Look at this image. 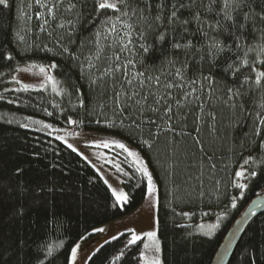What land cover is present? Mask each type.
I'll return each mask as SVG.
<instances>
[{
  "label": "trees",
  "instance_id": "trees-1",
  "mask_svg": "<svg viewBox=\"0 0 264 264\" xmlns=\"http://www.w3.org/2000/svg\"><path fill=\"white\" fill-rule=\"evenodd\" d=\"M72 2L77 8L64 11L68 3L64 0L56 9V19L44 14L36 0H8V7L0 5V264H69L76 244L88 241L95 230L127 216L145 202L147 179L122 149H112L116 161L108 164L121 178L128 197L121 205L96 170L58 137L78 132L117 137L135 146L145 159L157 188L163 264H212L226 233L249 203L264 193V124L260 123L264 119V91L254 85L250 90V84L241 87L244 75L254 79L255 72L245 67L234 77L231 70L226 71L242 52L229 54V59L222 56L213 64L210 57L201 60L199 53L186 56L173 49L171 36L175 33L160 42L156 37L164 29L148 31L149 51L144 53L138 43L135 45L136 58L143 60L138 70L147 67L153 74L174 72L167 65L168 59L176 60L177 67L187 60L189 79L211 75L216 83L211 100L207 91L189 97L188 107L181 109L184 119L179 124L173 121L174 132L162 131L157 137L155 126L151 134L148 126H141V132L131 126L129 112L115 110L112 80L102 76L108 61H94L96 68L89 69L85 59L96 50L94 34L97 29L103 31L105 13L113 17L119 13L97 9L95 0ZM148 2L152 9L145 15L151 19L158 0ZM207 3L203 0V5ZM220 3L217 0L214 6L217 11ZM135 5L145 9V0H135ZM203 5L196 0L193 9H181L182 18L195 11L210 22L222 18L215 12L207 13ZM262 11L264 0H245L243 12L255 16L257 24H264L256 15ZM76 12L80 13L79 23L68 37L67 28L58 25L75 20ZM134 22L137 31L147 30L143 21ZM189 29L195 32L196 24L191 23ZM245 37L249 44L259 43V33L246 32ZM190 38L198 47L205 43L200 33ZM218 38L232 44L227 34ZM110 42L111 37L101 40L102 57L116 51L107 47ZM63 46L72 55L64 53ZM117 54L121 60L128 57L126 52ZM248 58L264 71V64L259 63L264 57L249 52ZM53 62L60 94L16 90L13 77L19 67ZM203 83L207 90V81ZM229 88H238L243 95L230 100ZM195 96L205 104L204 113L215 115V121L201 113ZM200 116L203 118L198 119ZM31 119L47 121L58 131L27 128ZM117 165L122 172L117 171ZM240 171L245 173L243 178L236 175ZM253 171L256 175L250 176ZM239 184L247 187L239 188ZM215 220L220 223L216 234H203L201 224ZM130 238L131 234L125 233L105 243L87 264H142L143 241L129 244ZM49 247L52 256L47 255ZM230 264H264V214L249 225Z\"/></svg>",
  "mask_w": 264,
  "mask_h": 264
},
{
  "label": "snow or ice",
  "instance_id": "snow-or-ice-1",
  "mask_svg": "<svg viewBox=\"0 0 264 264\" xmlns=\"http://www.w3.org/2000/svg\"><path fill=\"white\" fill-rule=\"evenodd\" d=\"M36 2L41 7H48V15H51L53 19H56L55 11L58 6L64 4V0H49L47 5L44 0H36ZM201 4L203 5V0H201ZM216 4L217 0H208L207 5H203L207 13L215 12L216 17H222L215 19L214 22H210L208 19L202 18L199 11L192 12L189 18H182L183 14L181 13V9H193L196 5V0H191L190 3H185L184 0H158L155 5L156 14L151 19L148 15H145L146 10L151 12L152 9V4L148 0H145V9H140L136 6L135 0H95L97 9L111 10L114 13H119V16H107V13H105L107 18L102 21L103 31L97 29L94 34L95 40L93 43L96 50L91 56L85 57V59L87 60L89 69L96 68L94 61H99L102 58L108 61L107 66L103 69L102 76L111 78L114 92L113 102L117 106L115 110H118L121 114L125 111L129 112L128 119L131 120L132 127H137L142 132L143 128L141 126H148L149 133L151 134L152 126H155L157 137L162 131L174 132L173 121L175 120L179 124L184 119L181 109L188 107L189 97L194 96L198 91H207L208 99L211 100L213 85L216 83L211 75L204 76L201 74L200 76L189 79L186 75L188 68L187 60L177 67L176 60L168 59L167 65L174 68V72L161 70L159 74H153L148 71L147 67L143 70H138L137 65H142L143 60L142 58H136L137 51L135 45L138 43L139 49L144 53L149 51L151 45L146 41L148 31L164 29L159 31L156 37L160 42H164L171 33H175V36H171L173 41L171 47L173 49L179 50L186 56L189 53H199L201 60L205 56L210 57L213 64L222 56L225 59H229V54L236 55V53L242 52L243 55H237L236 61L228 64L226 71L231 70V74L235 77L237 73H241L242 68L250 67V70L255 72V77L253 79L249 75H244L241 87L244 84H250V90L252 85H254L255 89L264 91V83H262L264 81V71L258 70L248 58L249 52L256 53L257 57H264V24H257L255 16H251V13L243 12L245 0H221L218 11L214 7ZM0 5L8 7V0H0ZM76 8L77 4L73 3L72 0H68L64 11L73 12ZM165 12H167L166 15ZM41 15L43 16L44 14ZM75 15V20H69L67 24L61 22L58 25L60 28H67L66 35L68 37L73 35L79 23L80 13L76 12ZM256 15L260 21H264V11ZM135 20L143 21L147 30L141 28L137 31ZM44 23H48L46 18L44 19ZM191 23L196 24L195 32L189 29ZM118 24H122L123 26L122 36L117 27ZM246 32L259 33V43L249 44L245 37ZM197 33H200L205 41L204 45L199 47L193 44L190 38ZM212 33L216 35H212ZM185 34H187V37ZM223 34L228 35L232 40V44H227L218 38L219 35ZM110 37L111 42L107 47L114 48L116 51H113L111 56L102 57L103 46L101 45V40H109ZM181 41L186 42L182 43ZM71 42V39H69V43ZM81 47H83V42H81ZM117 51L120 53H128V57L121 60ZM63 52L72 55L67 46H63ZM73 59L78 60L79 57L73 56ZM259 63L264 64V59H260ZM50 67L55 68L56 65L52 64ZM97 70L99 71V69ZM23 71H28V69H23ZM40 71L45 73L46 80L54 81V77L48 75L43 67H41ZM117 73H120L119 81H117ZM204 81H207V90H205ZM117 83H119L118 89L116 88ZM196 85H199V88ZM227 91L230 100H235L237 97L243 95L238 88H229ZM178 92L181 94L177 95ZM195 99L199 103L201 113H204L205 104L200 102L199 96H195ZM81 106H83L82 100ZM232 106L235 107V104ZM204 114L210 117L212 121H215V115L211 111ZM202 118V116L198 117V119ZM72 123H76V121H72ZM121 123H123V120ZM260 123L264 124V119H261ZM46 127L48 126L46 125ZM112 143H115L117 147L128 152L129 156L135 158V162L140 164V171L148 179L149 193L154 192L155 189L152 184L151 173L148 172L147 165L143 163L139 154L128 150L123 143L117 141H113ZM104 146L107 147V143ZM148 146L151 147V145ZM68 147L72 148V145L69 144ZM72 150L76 151L75 148ZM248 162L247 160L245 161V163ZM116 167L118 172L123 171L118 165ZM123 174L125 176L128 175L127 173ZM236 175L243 178L245 173L244 171H240ZM255 175V171L250 173V176ZM237 187L246 188L247 185L239 184ZM117 200L126 203L128 197L121 192L117 196ZM147 235L153 240L155 251L159 252L160 245L155 239L156 233L150 232ZM141 239L142 237L133 233L128 243L135 244ZM144 247L147 248L148 245H144ZM52 254L53 249L49 247L47 255L52 256ZM75 256L76 251L73 249V260ZM150 264H161V261L157 256L151 260Z\"/></svg>",
  "mask_w": 264,
  "mask_h": 264
},
{
  "label": "rangeland",
  "instance_id": "rangeland-1",
  "mask_svg": "<svg viewBox=\"0 0 264 264\" xmlns=\"http://www.w3.org/2000/svg\"><path fill=\"white\" fill-rule=\"evenodd\" d=\"M45 4L49 3V0H44ZM40 6V4H38ZM40 10L44 14H48V7H41ZM56 12V11H55ZM41 13V12H40ZM51 16V15H50ZM118 29L120 30L121 36L123 35V26L122 24L117 25ZM55 64H27L23 65L18 68L16 74L13 77V81L15 82L16 90H45L51 91L56 94H60L61 92V85L59 80L54 74V68H51L50 65ZM35 65V67H33ZM41 67L45 69V72L48 75L54 77V81L46 80L45 73L40 71ZM23 69H28V71H23ZM55 82V87H54ZM46 125L48 127H46ZM27 128L33 130H45L48 129L51 132H57L58 128L53 126L51 123L47 121H39L35 119H31L28 124H26ZM59 139L64 142L67 146L69 144L72 145V148L76 149V153L79 154L86 162H88L100 175L109 189L112 191L114 195L115 191V199L117 200V196L123 192L126 194L125 189L123 187L122 180L119 176L114 174L113 170L110 169L108 166L109 162L116 161L113 159L111 155V151L114 147L119 148L116 146L113 141H117L119 143H123L126 145L128 150L134 151L139 154L141 160L144 164L147 165L145 159L139 152V150L129 144L121 141L117 137L113 136H105V135H98L94 133L88 132H78L75 134H68V135H59ZM105 143H107V147H105ZM120 149V148H119ZM124 151V150H123ZM127 155L128 152L124 151ZM132 163L135 167L140 171V164L135 162V158L129 156ZM148 168V165H147ZM141 172V171H140ZM148 172L149 168H148ZM143 174V172H141ZM146 177V176H145ZM147 179V177H146ZM148 182V179H147ZM152 184L154 187V192L149 193V183H148V192L145 202L134 212L128 214L127 216L113 221L109 224L101 226L99 229L95 230L94 236L85 242H79L76 244L73 249L76 251L75 259L73 260L72 252L70 257L69 264H87L92 255L98 250L101 246L105 243L109 242L110 240H114L121 236L122 234H137L142 237L141 241H143V253H142V264H150L151 260L154 257H159L161 264H163V257H162V248H161V241L158 235V195H157V188L152 180ZM119 204H124L117 200ZM219 221H210L204 222L200 226V230L203 234L207 236H214L219 228ZM102 229V231H101ZM155 232L156 233V240L159 242L160 251H155V245L153 240L148 237V233ZM140 241V240H138ZM137 241V242H138ZM144 245H148L147 248Z\"/></svg>",
  "mask_w": 264,
  "mask_h": 264
},
{
  "label": "water",
  "instance_id": "water-1",
  "mask_svg": "<svg viewBox=\"0 0 264 264\" xmlns=\"http://www.w3.org/2000/svg\"><path fill=\"white\" fill-rule=\"evenodd\" d=\"M264 214V193L257 196L245 208L226 233L212 264H230L233 255L249 225Z\"/></svg>",
  "mask_w": 264,
  "mask_h": 264
}]
</instances>
